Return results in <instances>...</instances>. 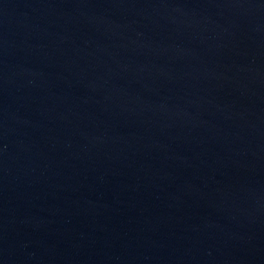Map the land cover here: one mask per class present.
I'll return each mask as SVG.
<instances>
[{
  "label": "water",
  "instance_id": "water-1",
  "mask_svg": "<svg viewBox=\"0 0 264 264\" xmlns=\"http://www.w3.org/2000/svg\"><path fill=\"white\" fill-rule=\"evenodd\" d=\"M0 264H264V0H0Z\"/></svg>",
  "mask_w": 264,
  "mask_h": 264
}]
</instances>
